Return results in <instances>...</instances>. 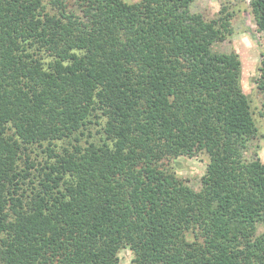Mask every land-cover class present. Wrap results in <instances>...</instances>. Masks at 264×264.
<instances>
[{
  "label": "trees",
  "instance_id": "trees-1",
  "mask_svg": "<svg viewBox=\"0 0 264 264\" xmlns=\"http://www.w3.org/2000/svg\"><path fill=\"white\" fill-rule=\"evenodd\" d=\"M193 1L0 0V264H264L232 14ZM199 153L197 191L164 160Z\"/></svg>",
  "mask_w": 264,
  "mask_h": 264
},
{
  "label": "rangeland",
  "instance_id": "rangeland-1",
  "mask_svg": "<svg viewBox=\"0 0 264 264\" xmlns=\"http://www.w3.org/2000/svg\"><path fill=\"white\" fill-rule=\"evenodd\" d=\"M125 1L136 2L139 0ZM223 6L231 12L232 16L225 27L224 39L214 43L213 49L235 54V60L240 66V84L243 92L251 101L257 125V134L250 140L244 155L247 159L258 157L264 163V109L262 106L264 95L258 90L255 82L262 58L264 31L258 30L254 22L251 0H194L191 9L201 11L206 17H213L218 15ZM29 155L39 167L40 165L37 163L44 158L41 147H34L29 151ZM208 161L206 153H199L191 157L180 155L164 160V166L198 191ZM118 254L120 264H131L134 254L130 248L122 247Z\"/></svg>",
  "mask_w": 264,
  "mask_h": 264
}]
</instances>
